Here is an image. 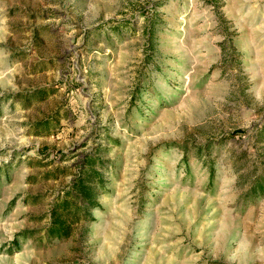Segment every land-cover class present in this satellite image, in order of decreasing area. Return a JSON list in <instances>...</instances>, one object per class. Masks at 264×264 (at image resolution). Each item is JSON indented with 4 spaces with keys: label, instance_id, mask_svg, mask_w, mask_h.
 <instances>
[{
    "label": "rangeland",
    "instance_id": "obj_1",
    "mask_svg": "<svg viewBox=\"0 0 264 264\" xmlns=\"http://www.w3.org/2000/svg\"><path fill=\"white\" fill-rule=\"evenodd\" d=\"M0 264H264V0H0Z\"/></svg>",
    "mask_w": 264,
    "mask_h": 264
},
{
    "label": "trees",
    "instance_id": "obj_2",
    "mask_svg": "<svg viewBox=\"0 0 264 264\" xmlns=\"http://www.w3.org/2000/svg\"><path fill=\"white\" fill-rule=\"evenodd\" d=\"M88 184H86L83 177L79 179V181L75 182V186L79 187V190H77L78 198L83 200V202L88 201V195H90L89 187H87ZM73 193V192H72ZM88 203V202H87ZM89 204V203H88ZM52 231H61V227L53 225Z\"/></svg>",
    "mask_w": 264,
    "mask_h": 264
}]
</instances>
